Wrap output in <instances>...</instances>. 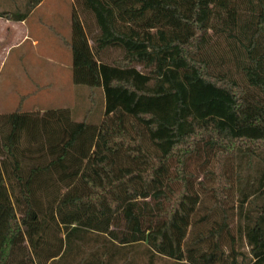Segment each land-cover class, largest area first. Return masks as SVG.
<instances>
[{
    "label": "trees",
    "instance_id": "1",
    "mask_svg": "<svg viewBox=\"0 0 264 264\" xmlns=\"http://www.w3.org/2000/svg\"><path fill=\"white\" fill-rule=\"evenodd\" d=\"M73 1L72 81L103 117L0 113V264H264V0Z\"/></svg>",
    "mask_w": 264,
    "mask_h": 264
},
{
    "label": "rangeland",
    "instance_id": "2",
    "mask_svg": "<svg viewBox=\"0 0 264 264\" xmlns=\"http://www.w3.org/2000/svg\"><path fill=\"white\" fill-rule=\"evenodd\" d=\"M73 5V0H45L42 7L26 17L28 40L3 51L0 62V113L68 108L77 121L99 123L104 113L102 89H90L72 81V53L69 43ZM86 30L91 36L96 27ZM117 53L118 51L112 50L107 60L115 58ZM237 153L240 154L236 151L235 156L229 157L226 166L233 184L227 205L233 215L231 225L234 233L238 184L241 182L239 178L246 177L248 168H253L250 165L256 161V156L245 157L239 167ZM201 198L203 205L211 202L206 194L201 193ZM204 212L205 209L201 206L195 218ZM205 225L209 226L210 222L202 224V227ZM236 248L245 254L249 250L245 241L237 242ZM224 250L226 254L229 253L227 244L224 245ZM241 259L243 258L239 256V262ZM159 263L162 264V261Z\"/></svg>",
    "mask_w": 264,
    "mask_h": 264
},
{
    "label": "crops",
    "instance_id": "3",
    "mask_svg": "<svg viewBox=\"0 0 264 264\" xmlns=\"http://www.w3.org/2000/svg\"><path fill=\"white\" fill-rule=\"evenodd\" d=\"M0 0V62L3 58V51L8 50L13 45H22L29 38L26 24V17L33 14L35 10L42 7L45 0ZM9 15V16H8ZM12 16L16 18L13 19ZM5 33L7 36L5 37ZM35 41V40H34ZM112 228V227H111ZM137 252L132 254L131 264H147L144 246L136 245ZM139 250V251H138ZM102 258L107 259V254L102 253ZM130 259V253H126L124 258L118 257V263ZM153 264L156 263L155 261Z\"/></svg>",
    "mask_w": 264,
    "mask_h": 264
}]
</instances>
